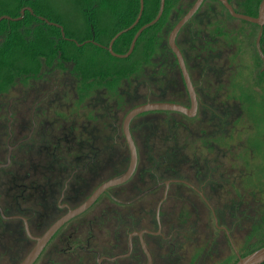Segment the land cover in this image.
<instances>
[{
	"label": "flooded vegetation",
	"instance_id": "1",
	"mask_svg": "<svg viewBox=\"0 0 264 264\" xmlns=\"http://www.w3.org/2000/svg\"><path fill=\"white\" fill-rule=\"evenodd\" d=\"M166 1L170 7L183 0ZM210 1L218 4L202 0L182 26L190 24L184 32L189 49L176 38L193 116L160 110L158 132L150 129L151 111L132 117L131 176L64 220L30 264H235L264 246V200L246 187L253 150L245 141L254 123L251 107L264 104V24L246 21L255 28L241 35L236 50L237 40L220 27L209 29L213 13L203 10L206 5L231 16L220 0ZM227 2L245 12L246 0ZM30 13L62 37L51 24L61 23ZM90 20L69 25L90 31L82 41L62 37L84 49L64 57L36 50L30 66L16 67L13 80L0 84V264H21L52 225L128 169L123 123L137 106L133 73L102 76L113 68L101 60L103 52L112 55L110 41L98 42ZM165 53L157 101L191 109L177 59ZM146 89L143 103L151 101Z\"/></svg>",
	"mask_w": 264,
	"mask_h": 264
},
{
	"label": "trees",
	"instance_id": "2",
	"mask_svg": "<svg viewBox=\"0 0 264 264\" xmlns=\"http://www.w3.org/2000/svg\"><path fill=\"white\" fill-rule=\"evenodd\" d=\"M76 1L79 3L80 9L84 10V17L91 19V24L94 27L93 32L99 43L108 44L110 39L117 32L126 29L113 43L112 48L116 53H124L128 50L133 34L138 26L152 20L156 16L160 4V0H143V11L138 23L131 29H127L137 18L140 7L139 0ZM260 1L261 0H246L244 14L250 16L256 15L257 6ZM167 5H165L160 19L153 25L145 28L138 36L133 51L128 57L116 58L108 52H103L104 54L101 56L103 67L105 68V66L110 65V67L113 68L107 72L103 71L102 76L117 75L118 78H121L128 75L130 71L134 73L143 64L148 62L150 58H154L153 60L156 61L155 56L151 54H154V46L157 41L156 37L163 28V23L166 21L165 19L169 7V5ZM24 6L31 7L36 15H41L50 21L61 23L66 37H72L80 42L85 38L86 34L87 36L90 35L88 29H86L85 32L78 30L73 31L70 29L62 13L56 12L44 0H0V15L6 14L11 17H17L20 15V9ZM44 28L47 30L42 31ZM34 34L36 37L33 36ZM47 35L52 38L48 39L46 37ZM84 48L85 47L77 46L73 41L62 38L57 27L47 25V23L40 21L27 10H25L21 20L13 21L2 19L0 21V84L13 80L16 67L30 66L32 64L31 60L34 59V51L36 50L41 52L49 50L53 51L52 57H57L58 53L64 57L69 50L76 51ZM92 49L103 50L100 47H93ZM73 57L75 60L78 59V57L71 54V58ZM159 63L162 65L161 59H158V64ZM156 73L158 74V72ZM156 73L155 76H157ZM146 76L142 84H148L149 86L151 84L154 86L153 88H157L156 82L151 83L147 81L148 78ZM152 78L154 77L152 76ZM152 94L154 93L151 92L149 95L151 101L154 98ZM151 113L159 114V111H151L150 114ZM151 127L152 129L155 127L152 120ZM262 244H264V241Z\"/></svg>",
	"mask_w": 264,
	"mask_h": 264
},
{
	"label": "rangeland",
	"instance_id": "3",
	"mask_svg": "<svg viewBox=\"0 0 264 264\" xmlns=\"http://www.w3.org/2000/svg\"><path fill=\"white\" fill-rule=\"evenodd\" d=\"M47 4H49L56 12L62 13L64 18L66 19V22L68 25L77 23V24H84V21L86 18L84 17V10L80 9V5L76 0H44ZM193 1V0H192ZM190 0H183L182 2L178 3H172L168 9L167 15H166V21L163 23V28L159 32L158 36L156 37L157 41L154 48V55L156 58V61L153 60L154 58H150L148 62L143 64L138 70H136L132 75V81L134 83L135 93L137 91V87L141 86V90L138 93H134V104L138 105L140 103L145 102L144 94L147 93L146 85H142V81L144 80L145 76L148 78L147 81L156 82L157 88H153L150 84L151 92L153 100H158V87L161 81V63L158 64V59L162 61L163 56L166 54L165 52H169V47L167 44V37L168 33L171 30V28L174 26L176 21L181 17V15L187 10V8L190 5ZM218 4L216 1H210ZM192 4V2H191ZM239 9L242 8V6H238ZM203 10H207L210 13H213V17L211 20V23L209 24V29L212 33L216 32V29L220 27V30L223 33H227L231 38L237 40L236 46L234 49L240 50L241 46L239 45V40L241 39V35L245 34L247 31L250 30L249 28H255V26L248 24L246 21L242 19H237L229 16L227 13L223 12L222 8H219L215 5L213 7L212 5H206ZM189 23L182 27L178 34H177V41L178 45L182 47L183 50L189 49V45L184 42V36L187 28L189 27ZM220 31V32H221ZM252 30H250L251 33ZM253 33H256L254 30ZM249 50L250 54H253V48L250 46L247 48ZM165 53V54H164ZM170 54V53H169ZM251 54V55H252ZM171 55V54H170ZM149 71V72H148ZM158 72V74L156 73ZM155 73L157 76H155ZM152 76L154 78H152ZM154 79V80H153ZM253 105V104H252ZM128 109V108H127ZM251 117H253V124H252V131L248 132L246 136V144L253 150L252 155L248 159V164L246 163V167L248 171L250 170L251 175L247 176V188H251V190L255 193L258 199H261V201L264 200V104L258 103V105H253L251 107ZM150 120H152V123L157 127V131L161 127L162 118L160 119L159 114H153L149 116ZM174 125V122H172ZM150 129L152 131V127L150 126ZM175 126L171 128V130H174ZM160 133H158L159 135ZM239 134V133H238ZM172 136V135H171ZM243 136V135H238ZM174 140L171 143H174ZM155 142L159 144L157 139H155ZM245 155H242V158ZM251 192V191H250ZM248 195V194H247ZM258 204L256 205V207ZM255 207V208H256ZM264 210V207H263Z\"/></svg>",
	"mask_w": 264,
	"mask_h": 264
},
{
	"label": "water",
	"instance_id": "4",
	"mask_svg": "<svg viewBox=\"0 0 264 264\" xmlns=\"http://www.w3.org/2000/svg\"><path fill=\"white\" fill-rule=\"evenodd\" d=\"M224 5L225 7L227 8L228 12L230 13L231 16L235 17V18H238V19H242V20H245V21H248V22H251V23H255V24H258V25H263L264 24V0H261V2L259 3V6H258V13L256 16H250V15H246L244 13H238V12H235L231 5L227 2V0H220ZM140 2V7H139V13L137 15V18L135 19V21L128 27V28H132L139 20L140 16H141V13L143 11V0H139ZM202 0H196L192 6L187 10V12L175 23V25L171 28V30L169 31L168 33V37H167V44L170 48V50L174 53L176 59H177V62L181 68V71L183 73V76L185 78V81L188 85V88L191 92V86H190V80H189V77H188V74H187V71H186V68H185V64H184V60H183V57H182V54H181V51L178 47V45L176 44V37H177V34L179 32V30L182 28V26L192 17V15L194 14V12L198 9V7L200 6ZM164 5H165V0H160V4H159V9H158V12L156 14V16L150 20L149 22L145 23L143 26H141L137 31L136 33L134 34L132 40H131V43H130V46L128 48V50L123 53V54H116L112 51L111 47H112V44L114 42V40L123 32L125 31L126 29H123L119 32H117L110 40L109 44H108V49L110 50L111 54L116 56V57H120V58H125L127 57L132 51H133V48L135 46V42L138 38V36L141 34V32L153 25L154 23H156L163 11H164ZM25 9L29 10L30 12H32V9L30 7H24L20 10V15L17 16V17H11L9 15H6V14H3V15H0V21L2 19H7V20H20L22 17H23V14H24V11ZM42 19H44L46 22H48L44 17H40ZM51 24H54L56 26H58L61 30V34H62V37H64V31H63V28L61 25L59 24H56V23H51ZM77 43V42H76ZM257 46H258V40L256 42ZM191 97H192V106H191V109H186L178 104H173V103H166V102H160V101H148L146 103H143V104H140V105H137L135 106L134 108H132L128 113L127 115L125 116L124 118V123H123V130H124V134H125V137H126V140H127V143L130 147V153H131V158H130V163H129V166H128V169L127 171L122 174L121 176L113 179V180H110L106 183H104L103 185H101L96 191L95 193L84 203L82 204L79 208H77L76 210L70 212L68 215L64 216L63 218H61L58 222H56L54 225H52L50 227V229L40 238H38V242H39V246H36L34 248V250L29 254V256L21 263V264H30L37 252H39L41 246L48 240V238L52 235V233L56 230V228L64 221L66 220L70 215H73V214H76L78 213L79 211L83 210L84 208H86L94 199L95 197L104 189L106 188L107 186H110V185H113V184H116V183H120V182H123L125 181L126 179H128L132 172L134 171V168H135V165H136V150H135V145H134V142L130 136V133H129V129H128V124H129V121L131 120L132 117L138 115L139 113H142V112H147V111H160V110H164V109H168V110H175V111H183L185 112L186 114H188L189 116H193L194 114V98H193V94L191 92ZM264 261V246L256 249L255 251L243 256V257H239V260L235 263V264H260Z\"/></svg>",
	"mask_w": 264,
	"mask_h": 264
}]
</instances>
